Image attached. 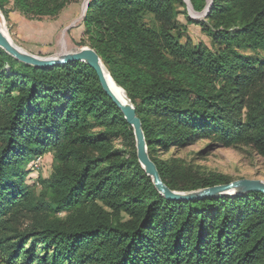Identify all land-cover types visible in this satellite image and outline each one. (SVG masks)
<instances>
[{
	"label": "trees",
	"instance_id": "16d2710c",
	"mask_svg": "<svg viewBox=\"0 0 264 264\" xmlns=\"http://www.w3.org/2000/svg\"><path fill=\"white\" fill-rule=\"evenodd\" d=\"M70 1L0 9L55 16ZM190 2L202 12L210 0ZM188 10L185 0H90L81 21L176 191L233 179L159 156L172 147L208 139L264 158V0H212L204 19ZM192 24L209 42L192 39ZM47 155L43 179L36 161ZM0 264H264V193L167 199L91 66L37 67L0 47Z\"/></svg>",
	"mask_w": 264,
	"mask_h": 264
},
{
	"label": "rangeland",
	"instance_id": "374dc122",
	"mask_svg": "<svg viewBox=\"0 0 264 264\" xmlns=\"http://www.w3.org/2000/svg\"><path fill=\"white\" fill-rule=\"evenodd\" d=\"M90 0H72L55 16L26 17L13 5H8V13L0 9V27L5 29L12 41L22 49L42 57L75 52L85 45H90L84 26L81 24L87 4ZM188 15L195 19L204 17ZM185 24V14L180 15ZM188 32L194 41L209 42L206 34L198 25H189ZM84 38V43H79ZM122 141H117L121 144ZM208 139H199L193 145L184 148H173L159 154L161 158L172 156L183 158L202 172H216L230 176L233 180L241 178L259 179L264 181V158L251 147L231 145L227 147L209 146ZM38 176L43 179L52 172L51 155L36 161ZM37 174H35L36 176ZM33 183L32 179H29ZM37 193L45 191V185L36 186ZM58 214V213H57ZM30 220L20 224L26 228Z\"/></svg>",
	"mask_w": 264,
	"mask_h": 264
},
{
	"label": "water",
	"instance_id": "95a60500",
	"mask_svg": "<svg viewBox=\"0 0 264 264\" xmlns=\"http://www.w3.org/2000/svg\"><path fill=\"white\" fill-rule=\"evenodd\" d=\"M185 1L188 5L189 12L193 17L206 16L211 8L212 2V0H210L204 11L197 12L194 10L190 0ZM0 47H2L8 54L13 56L15 59L37 67H53L71 61H82L91 66L96 71L106 93L113 99V101L123 112L127 122L131 124L134 128V134L136 137L137 158L146 173L152 178L155 187L167 199L193 200L207 197H233L238 194H244L253 190L264 193V181L259 179L248 178H241L238 180H233L226 184H219L193 191H176L170 189L162 180V177L158 171L156 164L149 156L147 141L142 127V122L137 115L135 106L128 98L126 91L120 85L118 86L122 88L126 94V102L122 101L112 90L108 82V76L106 74V70L108 71V69L106 68L98 52L90 45H85L75 52L42 57L22 49L21 47L16 45L2 30H0ZM108 74L109 76H111L109 71ZM111 78L113 79L112 76Z\"/></svg>",
	"mask_w": 264,
	"mask_h": 264
},
{
	"label": "bare ground",
	"instance_id": "6f19581e",
	"mask_svg": "<svg viewBox=\"0 0 264 264\" xmlns=\"http://www.w3.org/2000/svg\"><path fill=\"white\" fill-rule=\"evenodd\" d=\"M0 30H2L11 39V37L8 35V33L5 31V29H3L2 27H0ZM106 74L108 76V82H109V85L112 88V90L117 94V96L122 101L126 102L127 101V97H126V94H125L124 90L118 86V84L115 82L114 79L111 78V76H109L107 70H106Z\"/></svg>",
	"mask_w": 264,
	"mask_h": 264
}]
</instances>
